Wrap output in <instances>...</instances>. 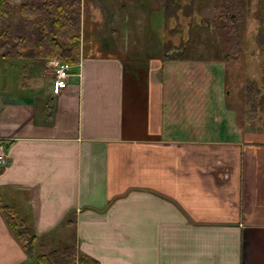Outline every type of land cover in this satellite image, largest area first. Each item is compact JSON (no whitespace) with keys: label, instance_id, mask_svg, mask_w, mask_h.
<instances>
[{"label":"crops","instance_id":"1","mask_svg":"<svg viewBox=\"0 0 264 264\" xmlns=\"http://www.w3.org/2000/svg\"><path fill=\"white\" fill-rule=\"evenodd\" d=\"M163 28L162 0H82L65 88L39 80L57 61L1 80L0 264L27 263L3 206L96 264H264V128L228 105V63L164 58Z\"/></svg>","mask_w":264,"mask_h":264},{"label":"trees","instance_id":"2","mask_svg":"<svg viewBox=\"0 0 264 264\" xmlns=\"http://www.w3.org/2000/svg\"><path fill=\"white\" fill-rule=\"evenodd\" d=\"M21 1L17 7L8 0H0V89L4 88L1 80L11 69L13 71L14 65L19 70L22 63L37 65L57 61L76 65L80 61L82 0ZM162 1L163 29L167 36L171 34V39L168 36L163 42L164 58L181 61L189 57L196 24L214 35L211 48L215 60L238 62L244 54L243 45L248 44V36L250 41L251 38L254 40L251 45L264 54V0H215L217 13L212 18L199 14L200 6L206 0H188L187 5L181 0ZM169 7L172 14H169ZM180 13L189 20L186 27L190 34H184L180 23L177 29L169 30L171 18L180 21ZM246 88L248 93L244 98L248 100L245 104L250 106L252 99H257L264 107V95L257 86L249 84ZM2 213L25 251L26 264H96L78 254L75 247L41 251L40 238L30 226L8 207L3 206Z\"/></svg>","mask_w":264,"mask_h":264},{"label":"rangeland","instance_id":"3","mask_svg":"<svg viewBox=\"0 0 264 264\" xmlns=\"http://www.w3.org/2000/svg\"><path fill=\"white\" fill-rule=\"evenodd\" d=\"M11 4L15 5L19 4L18 0H8ZM22 2V1H21ZM182 4L187 5L189 4L188 0H181ZM215 0H206V2L203 3L202 6L199 8V14L201 17L204 18H212L214 14L216 15L217 11L214 8ZM169 14L173 13V10L171 8H168ZM164 11V8H163ZM189 20L184 18L182 14L180 13V21H178L176 18H171L169 22V30H175L177 27L181 24L184 29V34L187 35L189 30L187 29ZM180 23V24H178ZM253 26V25H252ZM196 29L192 33V39H194V42L192 43L190 47L189 54L191 57L195 60H204L207 57L212 58V51L211 48L212 41H214V35L211 34L210 31H207L199 24H196ZM203 28V29H202ZM190 34V32H189ZM169 39H171V34H168ZM166 36V38L168 37ZM209 36L211 38H209ZM178 39V37H177ZM250 36H248V44L243 45L244 54L236 63H228V69L226 72V89L227 93H229V101L228 105L232 108H235L236 112H239L240 114V123L245 124V127L248 129H254V128H264V107L262 104L259 103V100L252 99V103L250 106H247L246 100L244 97L247 96V85H253L257 86L256 89H258L262 95H264V54L261 53L260 49H257L253 47L254 40L251 38V41L249 40ZM177 41V40H176ZM250 41V42H249ZM173 42H175L173 40ZM256 50V51H253ZM254 53V54H253ZM42 64V63H41ZM37 68H40L38 66ZM53 67L51 69H48L46 72L43 73V76L40 77L43 84V86L49 85L48 80L54 78L53 75ZM15 71H9L6 73V78L9 82V80H14L17 82V86L11 85L8 86L5 89H19V80H23V77L25 75L26 80L29 84L35 83V78L37 75V72H34L35 69L30 67L29 69H25V74L21 76V71L16 72ZM18 73V74H17ZM34 74V75H33ZM25 83V80L23 81ZM21 81V85L23 84ZM54 82V81H53ZM256 84V85H254ZM39 85V84H38ZM34 88V87H33ZM40 86H38L37 89H39ZM27 88H24L23 90L26 91ZM35 90V88H34ZM22 91V90H21ZM246 91V92H245ZM251 96V95H250ZM252 97V96H251ZM255 98V96H253ZM246 105V108H245ZM252 107V108H251ZM48 252V251H45Z\"/></svg>","mask_w":264,"mask_h":264},{"label":"built area","instance_id":"4","mask_svg":"<svg viewBox=\"0 0 264 264\" xmlns=\"http://www.w3.org/2000/svg\"><path fill=\"white\" fill-rule=\"evenodd\" d=\"M72 65L70 64H60L54 67L53 70V85L56 90H62L66 87L67 80L71 76ZM8 147L5 143L0 141V167H5L9 161Z\"/></svg>","mask_w":264,"mask_h":264}]
</instances>
